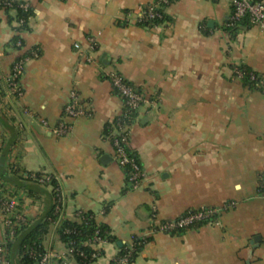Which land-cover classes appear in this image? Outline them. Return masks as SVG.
Returning <instances> with one entry per match:
<instances>
[{"label":"crops","instance_id":"1","mask_svg":"<svg viewBox=\"0 0 264 264\" xmlns=\"http://www.w3.org/2000/svg\"><path fill=\"white\" fill-rule=\"evenodd\" d=\"M25 1L21 32L17 10L0 8V190L17 200L27 221L48 218L52 193L24 175L50 173L64 217L91 212L115 238L101 244L95 264H112L117 242L136 237L146 240L127 264H264V90L235 74L245 66L264 85V30L246 18L231 25L230 0H174L159 26L134 20V10L153 0ZM32 48L39 54L24 62L23 94L15 98L4 77ZM113 71L148 96L128 141L145 172L136 188L126 186L103 134L123 109L109 81ZM72 91L92 113L67 119L69 131L56 137L51 129ZM229 201L233 207L198 227L150 229ZM56 228L44 235L45 250L64 248ZM4 232L0 217V240Z\"/></svg>","mask_w":264,"mask_h":264},{"label":"built area","instance_id":"2","mask_svg":"<svg viewBox=\"0 0 264 264\" xmlns=\"http://www.w3.org/2000/svg\"><path fill=\"white\" fill-rule=\"evenodd\" d=\"M174 0H153L152 2L139 6L134 10V20L139 25L159 26L163 23L164 8ZM232 14L230 24L246 18L251 25H257L264 30V0H230ZM1 9H15L23 13L17 17L18 32L24 31L27 28L25 14L29 9V4L25 0H0ZM158 21V22H156ZM93 45V41L91 42ZM16 50L23 48V42L18 37L14 44ZM78 47V44H74ZM38 50L32 48L26 52H22L15 57L11 62L8 74L4 77L7 91L15 98L23 94V88L20 83V78L23 72L24 62L38 55ZM89 60V57L87 58ZM238 77L242 76L240 69L235 70ZM111 86L117 90L118 95L123 99V109L120 114L116 115L110 123L112 128L104 137L108 139L113 147V158L121 166L129 168L128 181L131 188H136L141 184L145 176V172L136 157L129 155L128 141L130 129L132 125L131 115L143 104L148 102V96L144 90L131 86L118 73L111 72L109 75ZM91 108L87 107L79 95L72 91L69 100L63 106L62 118L52 127L51 132L56 137L65 135L71 125L67 119H73L78 116H90ZM46 124L45 120H42ZM0 133V149L3 143ZM25 178L34 181L40 185H47L51 188L52 193V214L55 216L52 224L58 226L60 221L65 218L63 213V194L61 188L55 178L50 173H41L38 171L25 173ZM259 190V189H258ZM234 206V201L225 202L220 206L200 207L196 211L188 212L184 215H178L170 219H164L159 222H152L150 229L153 232H163L170 234L176 229L193 228L197 222L210 219L213 215L220 214ZM87 211L76 210L73 218L76 219H94L93 213L86 214ZM0 217L2 225L5 229L4 238L0 240V264H8L6 242L10 241L16 234V231L27 221L24 211L19 207L17 200L14 197L4 195L0 190ZM50 219V218H49ZM209 221V220H208ZM65 229L64 232H69ZM106 241L99 234V229H96L92 236L84 241L85 245L91 247L94 260L88 264H95L98 257L101 256V244ZM134 240L130 244H124V251L114 257L112 264H127L134 249ZM30 255L36 258L37 264H75V256L85 257L81 249H77L73 245V241L65 244L62 250L48 249L35 253L34 249L30 250Z\"/></svg>","mask_w":264,"mask_h":264},{"label":"trees","instance_id":"3","mask_svg":"<svg viewBox=\"0 0 264 264\" xmlns=\"http://www.w3.org/2000/svg\"><path fill=\"white\" fill-rule=\"evenodd\" d=\"M22 15L23 13L17 10V17H20ZM241 20L237 21L236 23L240 22ZM17 38L13 39V44ZM237 68L242 71L241 80L245 85H248L251 88L264 90V85L260 81L261 77L257 72L250 70L249 68L242 65L238 66ZM127 83L132 86V84L129 83L128 81ZM113 91L118 94L116 89L113 88ZM135 116H136V111L133 112L131 115V117H133L132 120H134ZM111 128H112V123H108L104 127L103 134L106 136ZM127 151L129 155L136 157L138 160V157L135 154V152L129 149V147L127 148ZM122 168L125 173L126 186L129 188L130 187V182L128 181L129 168L127 166H124ZM258 189L260 193L264 194V169L259 174ZM196 210L197 209H189L180 215H184L188 212H193ZM88 213L90 212L87 211L85 215H87ZM218 215L219 214H216L213 215L210 219H204L197 222L193 228L198 227L201 224L214 221ZM54 218L55 216L52 214L51 211L48 218H46L45 220H40L34 223H29L28 221H26L20 227V229L16 231L15 236L10 241L6 242L5 246L7 248L8 264H37L36 258L30 255L29 252L31 249H34L35 253L44 251L43 242H42L43 237L47 233L48 228L52 224V220H54ZM65 229H69L70 231L68 233L64 232ZM96 229H99V234L102 237H104L106 240L115 241V238L109 233L108 229L105 226L97 223L95 219L63 218L58 224L56 228V232L60 240L65 244L73 241L74 247L77 249H81L85 254V257H80L77 255L75 256L76 264H88L90 261L94 260L93 257L94 250L88 245H85L84 241L90 238ZM186 229L188 228L176 229L172 231L170 234L180 233ZM133 240L135 244L132 254L129 258V262L135 257L136 253L139 251L143 242L146 239L136 237ZM124 248L125 246H121L118 250V253L121 254L124 251Z\"/></svg>","mask_w":264,"mask_h":264},{"label":"water","instance_id":"4","mask_svg":"<svg viewBox=\"0 0 264 264\" xmlns=\"http://www.w3.org/2000/svg\"><path fill=\"white\" fill-rule=\"evenodd\" d=\"M117 245H118V246H122L121 241H118V242H117Z\"/></svg>","mask_w":264,"mask_h":264}]
</instances>
